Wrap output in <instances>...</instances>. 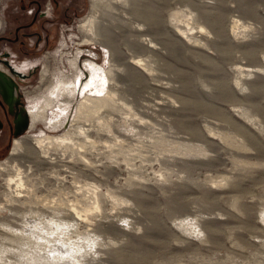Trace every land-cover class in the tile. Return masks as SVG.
<instances>
[{"label": "rangeland", "instance_id": "obj_1", "mask_svg": "<svg viewBox=\"0 0 264 264\" xmlns=\"http://www.w3.org/2000/svg\"><path fill=\"white\" fill-rule=\"evenodd\" d=\"M93 1L0 0V264H264V0Z\"/></svg>", "mask_w": 264, "mask_h": 264}, {"label": "flooded vegetation", "instance_id": "obj_2", "mask_svg": "<svg viewBox=\"0 0 264 264\" xmlns=\"http://www.w3.org/2000/svg\"><path fill=\"white\" fill-rule=\"evenodd\" d=\"M14 41L18 42V38H16ZM14 41H12V39L9 37H0V45L4 43H10L13 45ZM8 54L10 56H8ZM13 58H15V56H13L10 52H0V140L1 137L8 140V136H15L18 127L17 121L20 120L21 114L20 100L17 99L15 92L16 83L23 82L24 80H27L31 77L30 74L26 73H23V77H19L18 75L12 73L7 62H10L11 65H13V60H11ZM8 80L13 86L14 90L9 84ZM28 113L30 116V112ZM21 123L22 122H20V124ZM7 144L2 145V147H8Z\"/></svg>", "mask_w": 264, "mask_h": 264}, {"label": "bare ground", "instance_id": "obj_3", "mask_svg": "<svg viewBox=\"0 0 264 264\" xmlns=\"http://www.w3.org/2000/svg\"><path fill=\"white\" fill-rule=\"evenodd\" d=\"M94 3H93V5H95L96 4V2H95V0L93 1ZM95 26H96V21L94 20V17L92 16V17H90L89 16V18H87V20L84 22V23H82L79 27H80V30L81 31H83V32H88L89 33V35L90 34H94V31H95ZM87 42V41H86ZM84 43H85V41H84ZM88 43H90V42H88ZM87 43V44H88ZM86 44V43H85ZM92 44V43H91ZM16 69V68H15ZM16 70H18V69H16ZM18 71H20V70H18ZM100 70L97 68V67H95V66H93V67H91V72H92V74L93 75H96V76H98L97 75V73L99 72ZM20 72H22V71H20ZM23 73V72H22ZM92 78V77H91ZM92 80V79H91ZM8 82H9V80H8ZM90 83V82H89ZM9 84H10V82H9ZM95 84H96V82H95ZM11 85V84H10ZM104 85V84H103ZM93 86V85H92ZM101 86V85H100ZM11 87L13 88V86L11 85ZM80 87V86H79ZM85 87H88V84H86L85 85ZM102 87V86H101ZM91 88V87H90ZM13 90H14V88H13ZM85 90V89H84ZM83 106H85L84 105V103L82 102V103H80V106H79V112L81 113L82 112V107ZM30 116H31V119H30V126H33V125H35V123L37 122V121H39L40 120V117L42 116L41 115V113L40 112H36V113H34L33 111H30ZM29 116V117H30ZM70 133V132H69ZM69 138V137H68ZM66 139V138H65ZM64 138H62V137H53V136H44L43 138L41 137V138H39V139H37L36 140V143L37 144H60V143H62L64 140H65ZM27 146H28V142L26 141V139L25 138H16L15 139V141H14V146H13V148H12V153H11V156L9 157V158H7L6 159V161H8V160H10L11 158H13V157H15V156H17V155H19L21 152H22V150H25L26 148H27ZM4 165V162H0V171L2 170V166ZM2 223H4V222H2ZM6 223V222H5ZM1 225H3V224H1ZM7 225V224H6ZM5 225V226H6ZM4 226V227H5ZM8 226V225H7ZM41 227V226H40ZM18 228V227H17ZM1 229H2V227H1ZM8 229H9V227H8ZM10 230H12V228L10 229ZM5 231V230H4ZM8 231V230H7ZM14 231V230H13ZM10 232V231H9ZM25 232V231H24ZM7 233V232H6ZM12 233V232H11ZM51 242V241H50Z\"/></svg>", "mask_w": 264, "mask_h": 264}, {"label": "water", "instance_id": "obj_4", "mask_svg": "<svg viewBox=\"0 0 264 264\" xmlns=\"http://www.w3.org/2000/svg\"><path fill=\"white\" fill-rule=\"evenodd\" d=\"M8 56H10L8 54ZM8 64V67L10 68V70L12 71V73L18 75L19 77H23L24 74L18 70L15 69V67L13 65H11L10 62H7ZM29 116L28 115H24L23 112H21L20 114V120L17 121V124H18V127H17V131L15 133V137H20V135L22 134V131L28 127V124H29V120H28ZM20 122H22L20 124ZM23 129V130H22Z\"/></svg>", "mask_w": 264, "mask_h": 264}, {"label": "crops", "instance_id": "obj_5", "mask_svg": "<svg viewBox=\"0 0 264 264\" xmlns=\"http://www.w3.org/2000/svg\"><path fill=\"white\" fill-rule=\"evenodd\" d=\"M36 7H44L46 2L49 0H34ZM56 2L57 7H68V13L74 10L73 7H77L76 0H53Z\"/></svg>", "mask_w": 264, "mask_h": 264}]
</instances>
